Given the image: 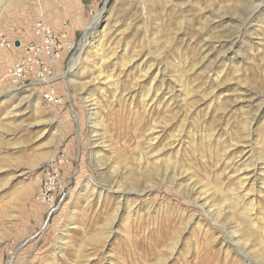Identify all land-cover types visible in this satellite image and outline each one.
<instances>
[{
	"label": "rangeland",
	"instance_id": "obj_1",
	"mask_svg": "<svg viewBox=\"0 0 264 264\" xmlns=\"http://www.w3.org/2000/svg\"><path fill=\"white\" fill-rule=\"evenodd\" d=\"M46 1L0 0V264H264V0Z\"/></svg>",
	"mask_w": 264,
	"mask_h": 264
},
{
	"label": "built area",
	"instance_id": "obj_2",
	"mask_svg": "<svg viewBox=\"0 0 264 264\" xmlns=\"http://www.w3.org/2000/svg\"><path fill=\"white\" fill-rule=\"evenodd\" d=\"M33 31L34 34L38 37V40L34 42L30 41L29 46L35 48L40 53L45 52L47 54V57L44 59V61L42 59L40 60L38 59V63L45 66L48 63L50 64L55 62L62 48L61 42L59 40L58 30L49 27L43 21H38L34 26ZM1 36L2 35H0V37ZM18 41L20 45L21 44L20 40L18 39ZM33 62L34 61H30V60H22V62H20L19 65H17L13 69V73L15 74V76H20L21 73L25 72V70L29 67L30 64H33ZM31 68H33V66ZM43 98L47 102H52L55 99L54 93L52 91L46 92L43 95Z\"/></svg>",
	"mask_w": 264,
	"mask_h": 264
},
{
	"label": "crops",
	"instance_id": "obj_3",
	"mask_svg": "<svg viewBox=\"0 0 264 264\" xmlns=\"http://www.w3.org/2000/svg\"><path fill=\"white\" fill-rule=\"evenodd\" d=\"M65 1H67V3H69L70 4V1L69 0H65ZM47 4V10L45 11V16H46V19H47V21L50 23V21H49V18H48V14H50V12L52 11V10H49V5L48 4H50V0H47L46 1V3L43 5L44 7H45V5ZM41 9H43V8H41ZM68 9V10H67ZM44 10V9H43ZM65 10L66 11H64V13H63V19H61L60 21H59V24L58 23H56L57 25H53L54 27H58V31L60 32L59 33V40H60V42H61V44L63 45V49H62V51H64V46L65 45H68V43L69 42H62V38H64V37H66V38H71L72 36H73V34H74V29H75V27H80V26H82L83 25V21H82V17H81V14L79 15L78 14V16L77 17H75V19H77V21H74V26H69L70 24H68V22H67V18H66V16H67V14L68 13H70V11H71V6H68V7H66L65 6ZM55 12H57V11H55ZM76 22V23H75ZM82 24V25H81ZM15 26V28H18V24H15L14 25ZM34 28V27H33ZM33 36H35L36 37V39L38 40V37L34 34V31H33V29H32V33H31ZM63 36V37H62ZM18 38V37H17ZM62 39V40H61Z\"/></svg>",
	"mask_w": 264,
	"mask_h": 264
},
{
	"label": "bare ground",
	"instance_id": "obj_4",
	"mask_svg": "<svg viewBox=\"0 0 264 264\" xmlns=\"http://www.w3.org/2000/svg\"><path fill=\"white\" fill-rule=\"evenodd\" d=\"M100 17H101V11L97 12V14L94 15L93 18H92V20L90 21L89 28L85 32V35H84V37H83V39H82V41L80 43V47L77 49L76 54L72 57V59L70 61L69 68H68L69 70L73 69L76 66L77 62L80 60V58H81L80 57V55H81V49L83 48V46L85 45V43H87L89 37L92 35V30L95 28V24L97 23V21H99ZM13 75H15V74L13 73ZM53 79H49L47 77H42L38 81H40V82L44 81V82L49 83V82L53 81ZM69 82H70V80L67 79V83H69ZM121 192H122V194H127V193L129 194L130 193V190L120 191V193ZM134 193L135 194H138L139 191H135ZM215 224H217V221L216 220H215ZM5 263L8 264V262H5Z\"/></svg>",
	"mask_w": 264,
	"mask_h": 264
},
{
	"label": "water",
	"instance_id": "obj_5",
	"mask_svg": "<svg viewBox=\"0 0 264 264\" xmlns=\"http://www.w3.org/2000/svg\"><path fill=\"white\" fill-rule=\"evenodd\" d=\"M14 44H15L16 46H18V45H19V41H18V40L15 41ZM14 80H15V79H14Z\"/></svg>",
	"mask_w": 264,
	"mask_h": 264
}]
</instances>
